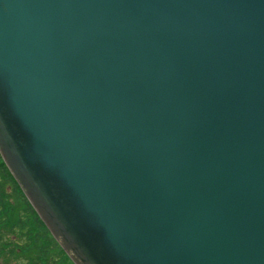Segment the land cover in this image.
<instances>
[{
	"label": "water",
	"instance_id": "95a60500",
	"mask_svg": "<svg viewBox=\"0 0 264 264\" xmlns=\"http://www.w3.org/2000/svg\"><path fill=\"white\" fill-rule=\"evenodd\" d=\"M0 153L75 264H264V0H0Z\"/></svg>",
	"mask_w": 264,
	"mask_h": 264
},
{
	"label": "trees",
	"instance_id": "16d2710c",
	"mask_svg": "<svg viewBox=\"0 0 264 264\" xmlns=\"http://www.w3.org/2000/svg\"><path fill=\"white\" fill-rule=\"evenodd\" d=\"M0 177L3 180L0 191V229L16 238L17 250L12 249V252L24 256V261L18 264H74L13 180L1 155ZM7 179L13 182L10 193L4 187Z\"/></svg>",
	"mask_w": 264,
	"mask_h": 264
},
{
	"label": "flooded vegetation",
	"instance_id": "af4514ba",
	"mask_svg": "<svg viewBox=\"0 0 264 264\" xmlns=\"http://www.w3.org/2000/svg\"><path fill=\"white\" fill-rule=\"evenodd\" d=\"M1 160H2V162L4 161L2 157H1ZM5 166L7 167L6 164H5ZM8 171H9V169H8ZM12 178L16 182V180L13 176H12ZM2 183H3V180L0 177V191L2 189ZM12 186H13V182L10 179L8 181H5L4 187L8 191V193H10L12 191ZM9 236L10 235H8V233H6L5 230L0 229V258L2 257V255L4 253H9V254H16L17 253L18 254V252H16V251L12 252L13 250H17V247H16L17 246L16 245L17 240L15 237H13V236L9 237Z\"/></svg>",
	"mask_w": 264,
	"mask_h": 264
},
{
	"label": "rangeland",
	"instance_id": "374dc122",
	"mask_svg": "<svg viewBox=\"0 0 264 264\" xmlns=\"http://www.w3.org/2000/svg\"><path fill=\"white\" fill-rule=\"evenodd\" d=\"M24 261V256L21 254L4 253L0 258V264H18Z\"/></svg>",
	"mask_w": 264,
	"mask_h": 264
}]
</instances>
